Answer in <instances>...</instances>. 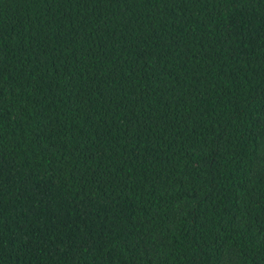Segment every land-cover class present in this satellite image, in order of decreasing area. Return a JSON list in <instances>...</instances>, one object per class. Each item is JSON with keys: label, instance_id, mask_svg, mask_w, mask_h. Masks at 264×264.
Masks as SVG:
<instances>
[{"label": "trees", "instance_id": "obj_1", "mask_svg": "<svg viewBox=\"0 0 264 264\" xmlns=\"http://www.w3.org/2000/svg\"><path fill=\"white\" fill-rule=\"evenodd\" d=\"M0 264H264V0H0Z\"/></svg>", "mask_w": 264, "mask_h": 264}]
</instances>
